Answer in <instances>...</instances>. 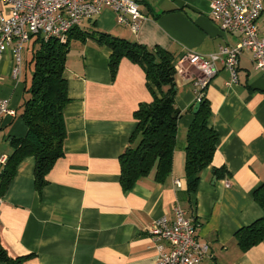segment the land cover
I'll use <instances>...</instances> for the list:
<instances>
[{
	"label": "crops",
	"instance_id": "0c3cea01",
	"mask_svg": "<svg viewBox=\"0 0 264 264\" xmlns=\"http://www.w3.org/2000/svg\"><path fill=\"white\" fill-rule=\"evenodd\" d=\"M135 1L145 16L136 33L119 24L107 7L82 26L159 47L174 61L190 51L206 55L239 40L211 19V0ZM5 12L0 0V13ZM258 29L264 36V8ZM110 54L108 46L92 39L71 41L65 69L70 100L64 107V155L39 190L34 157L18 163L0 201V243L8 255L32 254L23 264H156L148 228L163 215L172 219L173 207L179 205L196 225L198 238L209 245L199 264H264V240L243 251L234 236L263 215L253 191L264 182V72L255 67L251 52L245 49L239 55L236 83L227 84L229 73L217 61L218 72L202 91L218 143L191 195L184 161L193 119L188 109L196 98L193 80H176L179 115L170 174L158 182L152 170L124 191L118 156L130 145L134 111L152 97L143 68L124 57L112 75ZM28 64L24 58L21 76L14 80L11 54L0 52V97L8 98L16 110L15 116L1 119L0 154H10L9 138L26 130L18 113L30 83ZM212 167H224V175L217 178Z\"/></svg>",
	"mask_w": 264,
	"mask_h": 264
},
{
	"label": "trees",
	"instance_id": "16d2710c",
	"mask_svg": "<svg viewBox=\"0 0 264 264\" xmlns=\"http://www.w3.org/2000/svg\"><path fill=\"white\" fill-rule=\"evenodd\" d=\"M92 39L111 50L109 68L114 75L121 58L139 64L145 73L151 101L142 102L134 111L135 129L130 145L119 154V182L124 191L130 190L140 178L154 170V179L163 182L170 174L176 142L177 118L173 117L176 77L173 55L159 47L148 48L136 41L83 26L73 27L65 41L56 38L43 40L35 36L30 62L33 71L27 93L21 105V116L26 127L22 136L9 138L12 151L2 167L0 195L13 178L16 167L26 156L34 157V184L39 190L46 183V175L64 155L66 125L64 107L70 98L67 93L66 58L72 40ZM196 103V102H195ZM188 109L193 119L187 128L184 171L187 190L191 195L197 188L200 172L211 165L218 143V135L209 124L211 115L208 100L202 95L198 108ZM219 178L224 167H212ZM254 200L263 215L235 232V239L245 251L264 240V182L253 191ZM32 254L11 257L0 243V262L23 264Z\"/></svg>",
	"mask_w": 264,
	"mask_h": 264
},
{
	"label": "built area",
	"instance_id": "2783aa9c",
	"mask_svg": "<svg viewBox=\"0 0 264 264\" xmlns=\"http://www.w3.org/2000/svg\"><path fill=\"white\" fill-rule=\"evenodd\" d=\"M7 12L0 13V52L9 51L13 60L11 76L18 80L23 69L24 45L32 37L43 40L56 38L65 41L68 32L81 27L110 8L119 24L136 33L145 16L135 0H2ZM264 8V0H211V19L226 33L238 34L235 45H221L206 55L192 51L177 58L173 65L175 77L193 80L195 102L218 72L217 61L229 73L227 84L238 81V59L243 50L251 52L254 65L264 72V36L260 35L258 19ZM195 69V70H193ZM15 116L8 98L0 97V122L5 116ZM7 160L0 154V181L2 167ZM2 195H0L1 201ZM172 219L163 215L152 221L148 235L155 242L156 264H199L207 255L209 245L198 238L196 225L185 210L175 205Z\"/></svg>",
	"mask_w": 264,
	"mask_h": 264
},
{
	"label": "rangeland",
	"instance_id": "374dc122",
	"mask_svg": "<svg viewBox=\"0 0 264 264\" xmlns=\"http://www.w3.org/2000/svg\"><path fill=\"white\" fill-rule=\"evenodd\" d=\"M34 39H35V37H32L31 38V43L30 44L27 43V44L24 45V49H23V61H24V58H26V59H28V63H30V59H31V54H32L33 48H36L37 47V45L34 46V47L32 45ZM193 70H195V69H193ZM32 71H33V64L31 63V65L30 64L27 65V78H28L27 80H28V82H30V78H31ZM18 117H19V119H22L23 120V118H22V116H21L20 113H18ZM23 123H24V120H23ZM7 143H8L7 140H5V141L3 140V144H5L7 146V145H9Z\"/></svg>",
	"mask_w": 264,
	"mask_h": 264
},
{
	"label": "water",
	"instance_id": "95a60500",
	"mask_svg": "<svg viewBox=\"0 0 264 264\" xmlns=\"http://www.w3.org/2000/svg\"><path fill=\"white\" fill-rule=\"evenodd\" d=\"M197 108H198V102H196V103H195V105H194V111H196V110H197ZM178 111H179V110H178V109H176L175 113H173V115H172V116H173V117H176V116H177V114H178Z\"/></svg>",
	"mask_w": 264,
	"mask_h": 264
}]
</instances>
